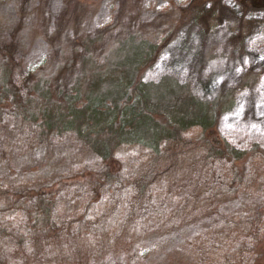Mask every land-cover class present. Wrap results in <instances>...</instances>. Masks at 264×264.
Returning a JSON list of instances; mask_svg holds the SVG:
<instances>
[{"label":"trees","instance_id":"16d2710c","mask_svg":"<svg viewBox=\"0 0 264 264\" xmlns=\"http://www.w3.org/2000/svg\"><path fill=\"white\" fill-rule=\"evenodd\" d=\"M136 1L121 0L117 11L128 13ZM197 1L199 15L205 1ZM234 1L238 21L253 24L248 15L264 14V0ZM89 2L75 4L68 38L55 32L46 40L52 62L20 68L0 50V142L25 153L72 137L80 158L89 153L93 160L45 182L10 185L0 177V264H137L139 243L204 219L186 239L172 235L166 254L173 251L180 264H264V198L219 211L242 189L264 188V146L230 142L218 130L242 91L251 108L262 70L246 69L237 83L199 92L170 71L148 78L189 14L151 38L119 19L89 34L80 20L91 14ZM45 23L38 34L55 27ZM215 53L209 48L201 62L193 58L192 72Z\"/></svg>","mask_w":264,"mask_h":264},{"label":"rangeland","instance_id":"374dc122","mask_svg":"<svg viewBox=\"0 0 264 264\" xmlns=\"http://www.w3.org/2000/svg\"><path fill=\"white\" fill-rule=\"evenodd\" d=\"M36 1L0 0V50L8 51L17 59L20 68H29L42 60L52 62L53 52L46 47V40H51L55 32L59 33L60 37L68 38L80 10L75 6L79 0H71L74 8L67 4L68 0H45L40 8L35 7ZM120 1L92 0L87 3V7L90 4L93 7L91 14L85 19H80L84 23V31L95 33L104 23L119 19L127 28L138 29L151 38L152 34L163 33L167 26L178 19L181 12L184 14L186 11L189 14L179 30L177 39L165 48L154 70L148 73V78L170 71L182 80L190 82L192 89L199 92L208 85H214L212 89H216L237 83L239 74L246 69L262 70L263 74L256 88V100L251 108L245 107L246 93L242 91L237 96L236 108L220 117L218 130L230 142L246 146L245 144L255 141L264 146V14L248 15L253 24L242 20L241 17V21H238V15L230 10V7L237 9L233 6L234 0H224L223 3L204 0L199 15L194 5V2H199L197 0H137L132 3L133 8L124 13L120 12V8L117 11ZM248 3L249 1L246 5H249ZM254 16L262 17L258 26L254 25ZM41 19L46 21L45 24H52L58 29L50 26L49 32L43 34L40 31L38 34L37 27ZM225 19L227 22H223ZM37 35L42 38L37 37L35 42L30 43ZM209 48L217 52L214 56L216 58L204 62L202 70L195 74L192 72L194 65L189 64L193 58L201 62L200 54L204 56V51ZM72 140L73 138L69 137L67 141H59L55 146L62 149L59 153H55V147L48 151L28 149L24 153L9 149L5 141L0 142V162L3 163L0 164V177L10 185L45 182L55 176L92 166L90 154L80 158L82 155L73 150ZM122 158L129 160L128 155H122ZM3 159L5 162H2ZM262 198L264 188L260 186L242 189L234 199L222 204L219 211L230 212L246 202H256ZM64 210L67 214L73 213V210L66 206ZM206 221L208 220L182 224L183 226L167 237L151 238L153 242L139 243L134 250L137 264H180L179 261L176 262L179 258L174 259L173 251L166 254L171 246V236L173 235L175 242L184 240L201 229ZM170 254L173 259L166 256Z\"/></svg>","mask_w":264,"mask_h":264}]
</instances>
